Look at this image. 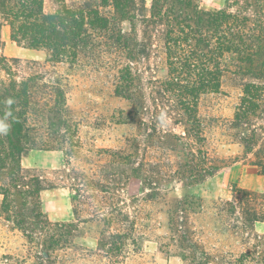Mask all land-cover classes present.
<instances>
[{"label": "trees", "instance_id": "16d2710c", "mask_svg": "<svg viewBox=\"0 0 264 264\" xmlns=\"http://www.w3.org/2000/svg\"><path fill=\"white\" fill-rule=\"evenodd\" d=\"M145 10V0H0L10 40L46 53L44 60L7 57L0 40V223L21 233L27 252L0 254V264H78L92 256L124 264L153 228L149 202L167 207L160 251L185 264H264V234L255 230L264 222V189L233 185L230 198L213 202L221 229L250 244L216 263L195 238L191 214L202 201L166 198L172 183L197 184L220 169L200 101L225 79L241 94L224 126L264 178V0H225L212 11L197 0H151ZM75 69L108 72L113 94L127 103L118 118L135 131L119 146L83 149L67 102ZM32 149L61 151L63 164L26 168L21 160ZM132 178L142 197L126 194ZM46 189L68 192L72 219L48 218ZM91 222L100 227L95 249L78 242Z\"/></svg>", "mask_w": 264, "mask_h": 264}, {"label": "rangeland", "instance_id": "374dc122", "mask_svg": "<svg viewBox=\"0 0 264 264\" xmlns=\"http://www.w3.org/2000/svg\"><path fill=\"white\" fill-rule=\"evenodd\" d=\"M151 0H145L148 13ZM225 0H197L200 8L216 10L224 6ZM122 29L129 31L128 22H122ZM1 52L7 57H17L23 60H44L46 53L43 50H33L16 44L10 40L7 25L0 26ZM70 86L67 102L74 111L79 122V135L84 143L83 149L89 146L115 147L122 143L124 136L135 131L132 125L121 123L118 118L120 109L126 107V102L113 94V80L108 72H96L87 69L71 71ZM224 85L218 93L204 96L200 101V114L207 121L205 133L207 147L212 155L218 159L220 169L212 177L200 183H172L167 191V199H180L189 196L202 201V209L191 214L195 238L199 239L206 251L216 258L226 257L228 253L238 255L241 251L250 248V244L242 243L236 237L221 229L216 218L213 202L218 198L231 197V188L237 185L262 193L264 178L258 168L251 163V155L246 154L241 144L233 137V132L224 126V120L232 117L235 106L239 101L241 90L234 80H224ZM264 126V115L259 119ZM264 131V130H263ZM264 139V134H263ZM64 154L57 150L32 149L22 157L21 163L26 168L51 170L63 164ZM141 182L132 178L126 188L128 196H143ZM42 210L52 221L70 220L73 218L69 194L63 189H46L41 192ZM142 201V200H141ZM158 201H162L159 199ZM144 207L152 211V229L146 230L147 240L137 253L129 254L124 264H185L180 257L160 251V241L166 239L161 236L168 233L166 206L163 203L149 202ZM85 235L78 240L89 249H95L99 225L87 223L84 226ZM255 230L264 234V222H257ZM264 249V246H262ZM12 256H26L25 240L18 230L11 229L0 223V254ZM33 259H26V264H32ZM230 263V262H228ZM78 264H106L98 257H85Z\"/></svg>", "mask_w": 264, "mask_h": 264}, {"label": "clouds", "instance_id": "9594fccd", "mask_svg": "<svg viewBox=\"0 0 264 264\" xmlns=\"http://www.w3.org/2000/svg\"><path fill=\"white\" fill-rule=\"evenodd\" d=\"M0 131H6V126L4 128H2V129H0Z\"/></svg>", "mask_w": 264, "mask_h": 264}]
</instances>
